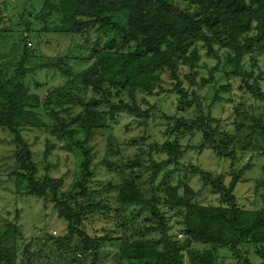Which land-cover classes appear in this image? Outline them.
Here are the masks:
<instances>
[{
    "label": "trees",
    "instance_id": "16d2710c",
    "mask_svg": "<svg viewBox=\"0 0 264 264\" xmlns=\"http://www.w3.org/2000/svg\"><path fill=\"white\" fill-rule=\"evenodd\" d=\"M54 16L59 21L48 24ZM37 20L45 24V33L77 40L79 53L74 58L71 53L58 59L57 65L68 67L71 59L91 64L78 74H73L72 69L65 70L68 79L64 85L45 91L42 97L32 93L25 83L27 74L39 70L38 67H25L31 58L26 46L13 75H5L0 68V129L12 136L10 142L19 150L26 151L25 156L18 153L16 159L22 171L28 173L25 176L20 171L18 175L23 176L29 195L40 198L52 193L55 199L59 190L58 182L51 178H46L42 184L35 180L37 167L31 161V151L23 138L26 129L48 127L39 109H44L53 121L51 133L72 139L76 132L71 127L75 126L74 130L78 129L89 141L97 131L109 128V122L116 120L121 112L146 118V113L136 104L125 103L123 96L129 94L136 100L134 96L138 91L154 92L160 88L159 83L166 72L180 96L178 107L198 108L199 117L194 120L167 117L168 121L174 122L171 135L175 134V139L165 144L164 150L173 156L178 153L180 138L197 132L205 139L203 145L206 148L218 157L230 160L234 166V135L229 131L216 132V121L209 113L204 114L195 92L189 99L181 88L179 71L181 66L191 70L199 66V47L203 46L209 57L217 56L216 47L225 49L227 62L232 66L231 75L243 74L242 65L248 55H264V0H43ZM26 29L30 31L29 24ZM245 77L252 78V74H245ZM258 81L254 80V86L247 85L248 90L258 93ZM88 90L102 97L85 105L79 93ZM221 90L229 91L225 87ZM260 97L264 99L263 94ZM75 107L82 110L73 116ZM251 130L254 139L263 143L264 125L254 121ZM77 147L83 156L78 186L82 188L81 196L85 197L86 186L92 177L90 158L83 146L77 143ZM176 157L177 154L173 158ZM154 166L155 170H160V165ZM123 170L121 183L114 187L108 185L104 190L105 193H117L118 208L113 212L122 219V237H113L109 233L104 239L90 238L79 226L85 219V210H94L92 204L88 209L80 205L76 210L69 201L56 202L60 216L69 223L71 235H78L76 252H81L79 257L90 256L107 241L119 245L117 260L127 264H184L186 258L189 264H217L222 249L231 252L238 259L237 264H251L245 255L254 250L264 264V209L250 211L238 206L234 191L239 176L226 186L222 176L198 171L203 186L219 194L221 201L219 206H205L195 202L198 193L189 186L180 195L177 187L166 185L172 171L161 181L165 187L161 202L154 195L147 197L145 184L141 183L144 169L138 161L126 163ZM155 170L148 183L155 180ZM161 205L182 211V220L177 223L180 227L178 235L170 234L171 217L161 212ZM1 238L0 264L4 260L10 264L9 253L1 250L4 247ZM201 247L203 249H198Z\"/></svg>",
    "mask_w": 264,
    "mask_h": 264
},
{
    "label": "rangeland",
    "instance_id": "374dc122",
    "mask_svg": "<svg viewBox=\"0 0 264 264\" xmlns=\"http://www.w3.org/2000/svg\"><path fill=\"white\" fill-rule=\"evenodd\" d=\"M42 4L43 0H0V68L5 75H13L15 65L21 61L22 49L26 46L31 58L25 67H38L39 70L27 74L25 83L32 93L40 97L45 91L64 85L68 79L65 70L72 69L73 74H78L91 64L71 59L68 67L57 65L58 59L71 53L74 58L80 49L77 40L70 36L44 32L45 24L37 20ZM54 21L58 22L59 18L54 16L47 23ZM26 24H29L30 31L26 29ZM215 50L217 56L209 57L207 49L200 46L199 66L193 70L181 66L179 79L189 99L195 92L204 114L209 113L216 121V132L229 131L234 135L236 162L233 167L230 160L220 158L206 148L203 145L205 139L197 132L180 138L176 158H173L176 154L172 156L164 150V145L175 139V134L171 135L174 122L168 121L167 117L188 120L199 117L198 108L178 107L180 96L174 90V82L167 72L162 75L160 88L154 92L138 91L134 96L136 100L129 94L123 96L125 103L136 104L146 113V118L121 112L116 120L109 122V128L97 131L89 141L78 129L74 130L75 126L71 127L76 132L72 139L51 133L53 121L44 109L38 110L48 127L26 129L23 138L31 151V161L37 167L35 180L40 184L46 178L58 182L55 199L52 193L40 198L28 194L23 176L18 175L22 168L16 159L18 153L25 156L26 151L19 150L10 142L12 136L0 129V236L4 246L1 250L9 253L10 264H127L118 261L119 245L107 241L97 252L79 257L81 252H76L78 235H71L69 223L60 216L56 202L69 201L76 210L80 205L88 209L92 204L94 210H85V219L79 226L90 238L104 239L109 233L113 237H122V219L113 212L118 208L117 193H105L104 190L108 185L114 187L121 183L123 166L130 161H138L144 169L141 183L145 184L144 191L148 198L154 195L162 202L165 187L161 181L172 171L166 185L177 187L180 195L189 186L198 193L196 203L221 205L219 194L203 186L198 172L203 170L222 176L226 186L239 176L234 191L238 206L250 211L264 209V142L259 144L254 139L255 135H251L254 121L264 125V99L260 97V94L264 95V55H248L242 65L243 74L234 76L231 75L232 66L226 59L227 51L219 47ZM245 74H252V78L245 77ZM255 79L259 80L258 93H252L247 87L254 86ZM223 87L229 91H222ZM79 95L84 98L85 105L94 98L99 100L102 97L92 90ZM216 96L217 100H213ZM81 110L75 107L72 115H77ZM77 143L84 147L90 158L92 177L86 186L85 197L81 196L82 188L78 186L83 156ZM155 164L160 165V170H155ZM153 169L156 178L151 184L148 182L149 176L154 174ZM22 172L28 176V173ZM160 209L166 217H171L170 234L178 235L180 227L177 223L182 220V211L163 205ZM249 252L245 256L251 264L263 263L254 250ZM237 262L238 259L227 249L219 251L217 264ZM2 264L9 262L4 260ZM184 264H189L187 258Z\"/></svg>",
    "mask_w": 264,
    "mask_h": 264
}]
</instances>
